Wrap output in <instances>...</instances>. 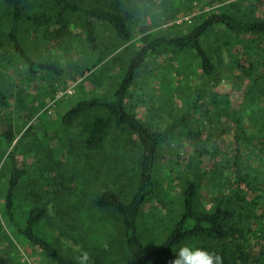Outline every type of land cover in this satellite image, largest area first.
Returning <instances> with one entry per match:
<instances>
[{"label": "rangeland", "instance_id": "374dc122", "mask_svg": "<svg viewBox=\"0 0 264 264\" xmlns=\"http://www.w3.org/2000/svg\"><path fill=\"white\" fill-rule=\"evenodd\" d=\"M85 3L127 12L131 37L121 41L109 24L94 21L93 46L81 17L70 18L72 35L63 40L23 21L19 38L26 54L37 63L53 65L60 71L57 74H31L7 41L8 20L0 26V92L5 96V104L0 105V135L8 132L12 139L0 138V256L6 264H57L19 235L5 214L11 156L24 170L14 191L19 222L31 208L44 205L50 221L42 227L64 256L78 264L83 253L88 254L86 264H136L126 250L121 216L98 208L95 200L104 191L123 201L131 197L137 185L140 150L117 127L109 129L101 148L71 150L69 140L82 138V124L94 112L71 125L63 123L64 113L80 100L113 93L143 45V35L179 37L219 12L241 21H264V0ZM51 6L42 0L30 13ZM1 9L5 7L0 4ZM200 42L215 66L212 76L203 74L195 51L160 48L140 68L126 98L129 111L152 129L178 116L198 96L203 103L194 114L204 124V137L192 141L177 134L158 148L153 192L138 222L147 245L163 240L179 218L182 190L189 182L197 186L195 207L204 211L219 198L234 195L239 186L246 191V183L264 196V35L235 33L215 25ZM237 126L247 129V142L236 165Z\"/></svg>", "mask_w": 264, "mask_h": 264}, {"label": "trees", "instance_id": "16d2710c", "mask_svg": "<svg viewBox=\"0 0 264 264\" xmlns=\"http://www.w3.org/2000/svg\"><path fill=\"white\" fill-rule=\"evenodd\" d=\"M42 0H0L5 9L0 10V26L8 20L7 41L13 53L25 64L28 71L36 75L39 72L59 73L53 65L35 62L30 58L19 38V29L23 21H31L38 28L42 27L45 35L62 39L72 35L71 17L83 19V29L90 44L95 43L94 21L109 24L117 38L127 41L131 37L130 16L125 11L115 8L106 10L91 7L85 0H48L51 8L30 13V9ZM215 25H222L235 33L264 35V21H241L230 14L219 12L207 16L188 33L175 38H155L143 35V45L131 58L125 75L116 90L108 96L83 99L76 102L63 115L66 125L80 117L94 112V115L82 124L77 141L69 140L71 150L81 148L82 152L101 148L109 129L121 128L131 136L130 143L140 150V163L135 191L127 201H123L111 191H104L95 200L101 209L111 210L121 216L126 250L136 264H169L175 258L179 247L189 244L211 252L220 257V264H264V196L261 190L246 183V191L239 186L234 195L219 198L209 210L195 207L197 186L189 182L182 190V213L168 230L167 235L156 244L143 242L139 231V217L153 192V170L158 148L165 141L177 134L192 141L204 137V124L194 114L203 108L201 97L187 103L178 116L163 126L152 129L143 123L126 107V98L140 68L147 58L160 48L191 49L200 58L202 72L209 77L215 73V66L201 46V38ZM94 46V45H93ZM5 104V96L0 92V105ZM234 133L236 144L235 159L239 163V154L245 149L247 129L237 126ZM8 132L0 138L10 140ZM12 140V139H11ZM75 141L78 146L75 145ZM76 147V148H75ZM11 172L4 199L5 214L14 230L29 242L38 246L57 264H78L74 259L64 256L49 240L42 224L49 223L50 217L44 205L31 208L23 221L15 215L14 191L24 170L11 156ZM256 191V192H255ZM260 191V192H259ZM251 195V196H250ZM251 199L249 200L248 198ZM0 256V264H6Z\"/></svg>", "mask_w": 264, "mask_h": 264}, {"label": "clouds", "instance_id": "9594fccd", "mask_svg": "<svg viewBox=\"0 0 264 264\" xmlns=\"http://www.w3.org/2000/svg\"><path fill=\"white\" fill-rule=\"evenodd\" d=\"M87 261L88 254L83 253L80 264H86ZM173 264H220V257L203 248L185 244L179 247Z\"/></svg>", "mask_w": 264, "mask_h": 264}]
</instances>
